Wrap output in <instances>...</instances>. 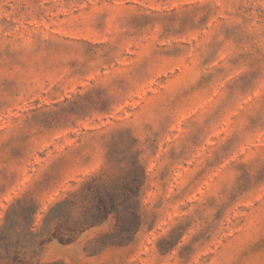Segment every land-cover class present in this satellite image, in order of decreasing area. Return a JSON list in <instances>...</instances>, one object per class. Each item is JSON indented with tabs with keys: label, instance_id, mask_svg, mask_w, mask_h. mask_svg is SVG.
Here are the masks:
<instances>
[{
	"label": "rangeland",
	"instance_id": "374dc122",
	"mask_svg": "<svg viewBox=\"0 0 264 264\" xmlns=\"http://www.w3.org/2000/svg\"><path fill=\"white\" fill-rule=\"evenodd\" d=\"M136 155L130 242L51 239ZM0 264H264V0H0Z\"/></svg>",
	"mask_w": 264,
	"mask_h": 264
},
{
	"label": "trees",
	"instance_id": "16d2710c",
	"mask_svg": "<svg viewBox=\"0 0 264 264\" xmlns=\"http://www.w3.org/2000/svg\"><path fill=\"white\" fill-rule=\"evenodd\" d=\"M133 164L120 165L115 175L103 172L93 176L81 191L57 202L50 211L57 221V230L51 239L69 243L85 230L100 226L113 216L116 219L114 233L119 241L130 242L142 225L141 192L146 181V168L138 155ZM68 221L72 223L65 237L60 229Z\"/></svg>",
	"mask_w": 264,
	"mask_h": 264
}]
</instances>
